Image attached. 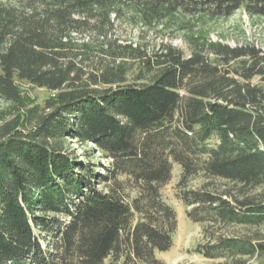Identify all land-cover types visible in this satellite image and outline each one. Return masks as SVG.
Instances as JSON below:
<instances>
[{"label":"trees","instance_id":"obj_1","mask_svg":"<svg viewBox=\"0 0 264 264\" xmlns=\"http://www.w3.org/2000/svg\"><path fill=\"white\" fill-rule=\"evenodd\" d=\"M239 11L264 0H0V264H164L175 164L196 253L264 264V52L195 32ZM117 23L184 32L189 54ZM19 83L53 95L32 107Z\"/></svg>","mask_w":264,"mask_h":264},{"label":"rangeland","instance_id":"obj_2","mask_svg":"<svg viewBox=\"0 0 264 264\" xmlns=\"http://www.w3.org/2000/svg\"><path fill=\"white\" fill-rule=\"evenodd\" d=\"M195 32L208 34L210 41L219 42L231 48L252 44L264 52V19L252 18L243 11L228 18L209 20L208 24L198 26ZM116 36L122 42H143L150 53L158 51L163 45H171L182 50L186 55L190 51L185 34L180 31H164L161 28L150 31L126 23H117ZM252 83L264 86V81L260 77L255 78ZM19 86L32 107H43L45 101L53 95L45 89L27 83H19ZM4 109H6V105L0 101V111ZM13 116L3 115V119L8 121ZM67 148L76 151L78 156L82 155L84 151L76 143H67ZM180 173V166L175 164L172 181L163 190L164 199L177 214L178 228L173 236V246L166 252H157L156 257L164 264H212L196 253L197 246L202 243V228L188 217L190 208H187L177 198L175 188ZM202 183V179H197L191 183V186L198 188Z\"/></svg>","mask_w":264,"mask_h":264}]
</instances>
